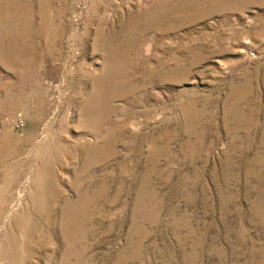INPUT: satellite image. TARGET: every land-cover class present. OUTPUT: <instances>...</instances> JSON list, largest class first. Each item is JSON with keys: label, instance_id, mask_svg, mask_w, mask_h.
Returning <instances> with one entry per match:
<instances>
[{"label": "rangeland", "instance_id": "374dc122", "mask_svg": "<svg viewBox=\"0 0 264 264\" xmlns=\"http://www.w3.org/2000/svg\"><path fill=\"white\" fill-rule=\"evenodd\" d=\"M0 264H264V0H0Z\"/></svg>", "mask_w": 264, "mask_h": 264}]
</instances>
